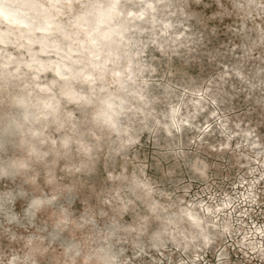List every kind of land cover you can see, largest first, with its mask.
Wrapping results in <instances>:
<instances>
[{
  "label": "rangeland",
  "instance_id": "obj_1",
  "mask_svg": "<svg viewBox=\"0 0 264 264\" xmlns=\"http://www.w3.org/2000/svg\"><path fill=\"white\" fill-rule=\"evenodd\" d=\"M89 1H74L73 10L57 17L59 29L45 35L36 34L31 21L32 31L0 21V35L9 33V42H0V53L11 55L8 69H14L16 60L28 64L39 51L40 43L28 45L24 35L66 48L71 38L63 32L75 31L70 20ZM101 1L97 5L107 0ZM139 4L129 0L124 13ZM156 4L160 22L141 30L147 20L134 19L123 41L138 36V42L123 44L107 64L109 72L129 63L134 80L122 97L136 105L148 100V109L131 106L121 116L119 121L130 130L118 135L94 127L96 99L84 103L61 95L59 117L48 122L45 141L35 136L20 145L19 136L5 135L10 141L0 144L2 264H62L68 243L81 250L65 264H94L83 263L93 260L86 251L110 239L117 264H264V0ZM163 19L172 24L168 30ZM72 36L70 43L77 47L78 35ZM128 54L134 59L128 61ZM53 55H36L39 73L43 60ZM33 62L16 71L25 87L0 85V116L17 108L15 95L34 87L28 81L33 71L27 67ZM99 72L93 77L94 89L84 79L74 86L89 95L102 94L101 87L108 84ZM55 79L54 72L46 71L39 82ZM52 92L60 96V85H53ZM173 108L178 110L176 121L170 116ZM145 115L149 119L143 122ZM65 137L69 143L63 147ZM127 137L134 140L124 142ZM32 141L38 146L35 155ZM11 159L17 162L14 166ZM8 166L10 174L4 173ZM34 197L43 199L37 208L30 204ZM159 202L184 226L190 219L183 210L200 214L211 231L210 243L203 244L195 234L179 242L165 238L162 246H155L150 239L164 219L153 211ZM114 223L115 235L97 241ZM138 228L140 245L133 240Z\"/></svg>",
  "mask_w": 264,
  "mask_h": 264
},
{
  "label": "bare ground",
  "instance_id": "obj_2",
  "mask_svg": "<svg viewBox=\"0 0 264 264\" xmlns=\"http://www.w3.org/2000/svg\"><path fill=\"white\" fill-rule=\"evenodd\" d=\"M74 1L76 0H47V3H40L38 0H0V21L9 26L17 25V28L32 31V28L29 27L31 21L37 26V29H35L36 34L45 35V32L59 29L56 28L57 17L61 14L63 15L65 9L73 10ZM101 2V0H90L88 4L84 6L80 15L73 16V19L71 18L72 20H70L75 31L66 29L63 32L66 37L71 39L73 34L78 35L77 40L79 41V45L77 47L70 43L71 39H66L67 47L64 48L62 44L41 43L39 37L24 35V37L30 41L29 43L25 42L26 44L33 45L31 41L35 44L40 43L39 51L30 56L28 64L25 60H16L14 69L12 70L8 69V66L11 65L9 64L11 55H3L0 53V57L5 59L0 62V85L3 87H14L19 85L25 87V83H21L23 77L16 71H18V68L20 69V67H23V65H29V62H32V60L34 61L33 64L27 66L33 71V76H31L28 81H32L34 87L28 90L26 88V90H23L19 95H15L16 97L13 101L17 108L12 109V111L6 110L4 116H0V144L10 141L9 137L8 139L5 138L6 134L8 136H19L21 139L20 145H22L27 138H34L35 136L41 137L42 140L45 141L48 137L45 131L48 122L59 117L57 112L62 105L61 95L66 96L70 100L84 103H90L92 100L96 99L98 105L93 126L109 128L118 135L130 130L127 124L124 125L119 120L131 106L141 110L148 109V100L146 104L136 105L134 99L125 100L121 95L122 92L129 89L131 81L134 80V71L129 67V63L126 68H122L119 65L113 66L114 68L109 69V72L106 70L108 69V62L123 44L128 45L130 41L138 42V36L127 37V40L123 41L128 25L132 23L134 19L145 18L147 20V24L139 26L141 30H144L146 26L154 29L156 24L160 22V18L156 13V8L158 7L156 4L157 0H139L140 4L130 9L127 13H124V9L129 5V0H107L104 5H97ZM163 21L166 25V30H168L172 24L169 20L163 19ZM8 35L9 33L7 32L2 33L0 35V42L8 43ZM50 51H54L55 55L43 60V67L40 69L41 73H39V71L36 70V55H38V53L47 55ZM62 58L74 59L75 61L68 62L64 61ZM133 59L134 55H127L128 61ZM83 60H87V62ZM97 70L101 71L99 72V79L108 84L107 87H101L102 94H97V96L89 95L74 86L75 81L84 79L88 83V88L94 89L95 81L93 77ZM46 71L54 72L56 82H39L40 74ZM55 84L60 85V96L52 92L53 85ZM109 84H113L114 92L110 90ZM21 101L25 102L22 104ZM177 112L178 110L176 108L172 109L170 116L174 121H176ZM148 119L149 117L147 115L142 118L143 122H146ZM62 131L66 133L69 132L67 128H63ZM68 140L67 137L63 139V147L67 146L69 143ZM124 140V142L134 140V137H127ZM29 145H31L32 154L35 155V152L38 151L37 144L35 141H32V144ZM87 150L90 151V148ZM16 163V160H10V166H14ZM6 168L7 170H4V173L10 174L12 168L9 166ZM203 173L204 168L201 169V174ZM136 185H139L138 182L133 186L135 187ZM142 200L148 201L146 198ZM42 202V198L34 197L30 204L34 208H37L42 205ZM153 211L156 212L158 216H163L164 218L160 221L161 230L155 232L150 239L155 241V246H162V241L165 238L179 242L182 239H186V237L193 238L196 236L195 234H199L203 238V244L208 245L210 243L211 231L205 226L200 214H194L191 209L183 210L181 214L187 217L189 216L190 219H188L190 224L184 226L183 224H179L180 221L179 223L174 221L170 214L174 215L175 213L167 211L160 202L154 206ZM61 222L64 223L65 221L62 220ZM116 225L117 224L114 223L113 226L110 228L108 227L109 231L105 234L106 236L97 238V241L104 238L109 240L111 236H114ZM192 226L197 228L196 231L192 229ZM223 229H229V224L223 226ZM139 232L140 229L138 228L136 236L133 238L136 245H140L143 241V236ZM185 248V246L182 247V249ZM253 248L256 249L257 246ZM78 249L81 250V246L78 244H66L64 250L65 257L64 260H62V264H65L64 261L76 259L74 253L78 251ZM255 253L257 252L255 251ZM86 254L94 261L83 260V263L90 261L94 264H117V253L112 249L111 239L107 244H99L94 250L86 251ZM13 260L15 259H10V263H12ZM0 264L2 263L0 262Z\"/></svg>",
  "mask_w": 264,
  "mask_h": 264
},
{
  "label": "water",
  "instance_id": "obj_3",
  "mask_svg": "<svg viewBox=\"0 0 264 264\" xmlns=\"http://www.w3.org/2000/svg\"><path fill=\"white\" fill-rule=\"evenodd\" d=\"M24 102H25V101H21L22 104H23ZM37 132H38V131H37ZM37 132H36V133H37ZM36 133H35V134H36Z\"/></svg>",
  "mask_w": 264,
  "mask_h": 264
}]
</instances>
